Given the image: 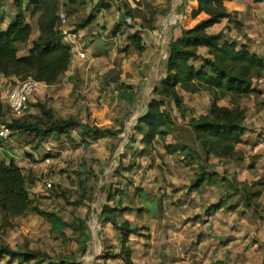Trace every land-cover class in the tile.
<instances>
[{"label": "rangeland", "instance_id": "1", "mask_svg": "<svg viewBox=\"0 0 264 264\" xmlns=\"http://www.w3.org/2000/svg\"><path fill=\"white\" fill-rule=\"evenodd\" d=\"M99 1L85 0L84 7L74 15L69 0H53L56 31L60 11L67 13L71 31L78 29L86 16H91V23L76 32L85 58L75 59L71 53L68 72L36 95L27 113L14 118L5 99L7 90L28 78L26 71L0 81V124H8L13 119L32 120V117L47 123L50 119L40 112L37 106L40 104L55 120H77L101 131L97 140L82 137L80 132L84 129L52 134L42 141L19 131L9 136L0 153L6 149L23 170L33 172L30 198L41 210L55 213L69 227L58 235L51 231L49 223L30 210L13 218L0 214V246L30 250L45 258L43 263L26 264H101L102 259H97L104 253L119 251V233L100 218V211L114 186V191L119 189L123 194L120 202L128 207L118 214L117 221L127 220L132 226L144 227L140 231L142 236H130L129 245L136 264H175L188 254L201 251L198 243L201 235L203 238L216 236L221 243L225 239L245 238L248 240L246 250L257 251L260 245L264 251V162L258 160L257 167L254 156L247 160L249 152L243 147L230 162L210 157L205 165L225 181L205 187L199 195L194 192L185 195L183 190L195 176L198 163L183 168L181 156L168 155L160 140H155L144 155L140 154L143 146L136 123L146 110L157 80L162 77L166 60L162 53L168 42L179 35L177 8L181 0L177 1L171 15L168 13L175 0H168V10L158 15L156 23L149 21L153 15L148 18L135 3L126 1L124 5L125 0H103L109 6L101 9L97 6ZM236 2L243 7L244 15L234 13L232 18L245 21L251 6L240 0ZM248 2L250 4L251 0ZM126 12L134 16L126 15V22L120 24ZM15 13L14 0H0V21H3L0 29L6 28ZM36 18L35 14L28 19V31L21 40L24 46L31 45L41 35ZM260 18H256L259 24ZM225 25L223 22L216 29L224 30L227 37L234 39L235 30L228 32ZM135 31H139L144 46L140 53L128 40ZM106 79H116L117 86H135L140 96L135 111L132 105L117 99L115 86H109ZM180 94L189 110L181 118L172 103L167 106L173 116L174 129L165 141L171 144L182 141L197 147L186 122L191 117L208 114L211 97L206 90ZM237 97L226 96L218 105L225 107L229 116L242 109L245 114L247 98ZM119 164L125 169L119 168ZM242 181L245 186L238 188L236 197H242L243 201H239L234 210H228L236 198L227 197L228 184L235 186ZM244 201L249 202V206H245ZM207 204H219L221 209L206 214ZM80 225L85 227L90 242L84 253L77 251ZM8 261L0 260V264H16ZM108 262L122 264L121 259L111 258Z\"/></svg>", "mask_w": 264, "mask_h": 264}, {"label": "trees", "instance_id": "2", "mask_svg": "<svg viewBox=\"0 0 264 264\" xmlns=\"http://www.w3.org/2000/svg\"><path fill=\"white\" fill-rule=\"evenodd\" d=\"M69 1L71 13L74 15L79 13L78 9L84 7L85 0ZM102 1L100 0L97 6L101 9L108 8L109 5ZM126 1L142 7L143 14L148 18L153 15L149 19L153 23H156L158 17L168 10L170 2L168 0H125L124 5ZM252 1L261 3L264 0ZM53 3V0H14L16 13L6 29L0 31V73L3 77L18 76L21 71H26L25 75L28 78L50 86L68 72L71 65V50L69 46L61 42L60 35L56 31ZM230 6L229 0H181L177 8V12L180 13L179 35L171 39L166 46L162 77L157 80L146 110L136 123L141 136L140 143L143 146L140 154L144 155L153 147L155 140H160L168 155L181 156L180 163L183 168H190L194 162L198 163V169L194 170L195 176L183 190L185 195L190 192L199 195L205 187L225 181L205 163L210 157L221 162H230L236 153L235 146L242 142V136L247 129L243 123L244 109L229 116L226 108L219 106L218 103L226 96H238L236 99L249 98L255 93L252 87L253 80L259 78L264 69L263 60L251 53L246 43H238L227 37L224 30L216 29L223 22H226L225 29H228V32L231 28L242 27L241 22L232 18L234 13L229 10ZM26 13L30 15L26 16ZM35 14L41 35L32 42L27 55L18 56L17 44L26 32L29 25L28 19ZM126 15L131 18L134 16L131 12H126L120 19V24L126 22ZM90 23L89 15L79 23L76 27L78 29L74 32ZM128 40L138 53L144 51L139 31L129 35ZM116 82V79H106L109 86L112 84L115 86L117 99L132 105L135 111L140 100L135 86L128 84L117 86ZM200 90H206L210 94V112L197 118L191 117L186 122L190 132L194 134L198 148L182 141L167 143L165 139L174 129L173 116L167 106L172 103L182 118L189 108L180 92L196 94ZM37 106L41 113L48 115L50 120L47 123H44L41 118L32 117V120L13 119L4 125L12 133L19 131L35 136L39 141L52 134L60 135L69 130L79 129H84L80 132L82 137L94 140L100 138L101 131L97 127L82 125L80 121L72 119L55 120L42 105ZM119 168L125 169L121 164ZM33 182V172L30 169L23 170L13 160L8 163L0 162V214L13 218L30 210L49 223L52 232L62 234L69 225L55 213L43 211L33 202L29 195V187ZM228 185L232 191L237 192L233 185ZM236 185L240 189L245 186L244 183ZM113 189L114 186L111 187L106 204L100 211V218L102 222L110 224L119 233V251L117 254L111 251L106 252L97 260L102 259L101 264H113L108 262L113 258L121 259L122 264H136L132 258L133 249L129 245L130 236H142L140 231L144 227L132 226L127 220L120 223L117 221L118 214L128 210V207H124L120 202L119 198L123 196L121 190ZM227 197L231 198L233 195L228 193ZM237 203L238 201H235L227 209L234 210ZM243 204L249 206L247 201ZM206 206V214L221 208L219 204ZM78 231L80 242L77 251L84 253L87 244L90 245L89 238L83 225L78 226ZM146 236L150 238L149 234ZM3 259L16 264L45 262V258L33 251L0 246V260Z\"/></svg>", "mask_w": 264, "mask_h": 264}, {"label": "crops", "instance_id": "3", "mask_svg": "<svg viewBox=\"0 0 264 264\" xmlns=\"http://www.w3.org/2000/svg\"><path fill=\"white\" fill-rule=\"evenodd\" d=\"M229 1L231 4L229 10L232 13L243 14V7L238 4L236 0ZM240 3L248 4L251 6L252 10L249 12V16L245 21L243 18H240L242 27L230 29L235 30L236 32L234 40L238 43H246L249 51L256 54L264 62V1L261 3H254L251 0V3L249 4L248 0H240ZM140 9L143 12L142 7H140ZM256 18H260V24L258 21L256 22ZM10 19L11 22L12 16H10ZM249 25H251L250 28H248ZM5 29L6 28L3 30ZM3 30L0 29V31ZM26 31H28V29H26ZM21 40L22 37L17 44L19 48L17 55L25 56L28 54L31 45L24 46V43H22ZM2 79L7 80V78L4 77ZM256 82H259L260 85L256 86ZM252 87L255 90V93L246 99L247 103L243 120L247 130L242 136V142L235 146V152L243 147L244 150L249 152L246 156L247 160L250 159L249 157L253 158L254 156V163L258 167V160L259 163L264 162L262 161L264 160V74L253 80ZM11 158L12 156L6 149L2 150V153H0V162L8 163V161L12 160ZM242 182L244 183L245 181ZM234 188L238 191V187L234 186ZM227 191V193L236 197V191H232L230 187ZM232 199L233 197L231 200ZM235 201L239 202L241 199L236 197L232 202L234 203ZM218 240L219 238L216 236L203 238L201 235V239L198 240L199 246H201V251L190 253L186 257L179 259L175 264H264V251L261 250L260 245H257L258 250L254 251L252 250L253 248L250 250L245 249L248 244V240H245V238L225 239L222 243ZM254 245L256 247V244Z\"/></svg>", "mask_w": 264, "mask_h": 264}, {"label": "built area", "instance_id": "4", "mask_svg": "<svg viewBox=\"0 0 264 264\" xmlns=\"http://www.w3.org/2000/svg\"><path fill=\"white\" fill-rule=\"evenodd\" d=\"M58 17V34L61 42L70 47L72 56L75 59L85 58V53L81 48L82 44L78 39L76 32L71 31L68 27V15L65 11H60ZM3 76L0 75V81ZM47 87L46 84L36 81L32 78L24 79L16 83L13 87L6 91V105L14 118H18L27 113L30 109L31 100L41 93ZM12 131L4 124H0V148L9 141Z\"/></svg>", "mask_w": 264, "mask_h": 264}, {"label": "water", "instance_id": "5", "mask_svg": "<svg viewBox=\"0 0 264 264\" xmlns=\"http://www.w3.org/2000/svg\"><path fill=\"white\" fill-rule=\"evenodd\" d=\"M177 1H178V0H175L174 6L171 8V10H170V12L168 13V15H171V13L173 12V10L175 9L176 4H177ZM163 25L166 26L165 21H164V24H163ZM162 55L164 56V58L166 57V50H164V52L162 53Z\"/></svg>", "mask_w": 264, "mask_h": 264}, {"label": "bare ground", "instance_id": "6", "mask_svg": "<svg viewBox=\"0 0 264 264\" xmlns=\"http://www.w3.org/2000/svg\"><path fill=\"white\" fill-rule=\"evenodd\" d=\"M150 88V87H149ZM145 95H146V93H145ZM143 101V100H142ZM140 111V110H139ZM139 111H138V113H139ZM142 111V110H141ZM138 113H137V115H138ZM131 122V121H130ZM132 123V122H131ZM129 126V125H128ZM126 128H128V127H126ZM96 251V250H95Z\"/></svg>", "mask_w": 264, "mask_h": 264}]
</instances>
